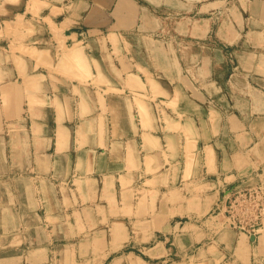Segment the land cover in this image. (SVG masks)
I'll list each match as a JSON object with an SVG mask.
<instances>
[{
  "label": "crops",
  "instance_id": "1",
  "mask_svg": "<svg viewBox=\"0 0 264 264\" xmlns=\"http://www.w3.org/2000/svg\"><path fill=\"white\" fill-rule=\"evenodd\" d=\"M0 19V179L73 207L12 228L0 264H264V231L226 218L264 192V0H0Z\"/></svg>",
  "mask_w": 264,
  "mask_h": 264
},
{
  "label": "rangeland",
  "instance_id": "2",
  "mask_svg": "<svg viewBox=\"0 0 264 264\" xmlns=\"http://www.w3.org/2000/svg\"><path fill=\"white\" fill-rule=\"evenodd\" d=\"M3 19V18H2ZM2 19H0V26L3 25ZM38 48H43L42 45H36ZM12 51H16L14 48ZM28 53L26 50H23ZM54 64L57 67H63L62 72L68 77L74 79L76 75L85 73L86 60L79 58L76 49H72L71 46L64 47L57 55H53ZM186 106H188L186 104ZM188 107H191L189 105ZM154 116L156 118L158 126L168 123L170 120V113L168 109L159 101L154 103ZM198 112V111H197ZM203 116L202 111L195 114V117L201 119ZM181 117V116H180ZM175 118V117H174ZM172 120L178 121L179 118ZM199 124V120L195 119ZM201 125V120H200ZM179 126V125H178ZM26 171L17 172V174H6L0 179V237L2 236V248L0 250L9 252L11 248L7 246L17 232H12L11 229L19 227L23 234L36 235L33 232L35 226L43 223H57L58 212L61 206L67 207L71 211L73 208L69 200L64 204L60 203L58 189L53 186L35 183L34 185L27 181ZM67 204V205H66ZM61 207V209L63 208ZM65 209V208H64ZM13 210V215H11ZM51 212L50 216H46V213ZM54 213V215H52ZM63 219L67 222L73 220L70 213L67 216L62 215ZM24 231V232H23ZM245 233V232H244ZM52 238L56 236L51 233Z\"/></svg>",
  "mask_w": 264,
  "mask_h": 264
},
{
  "label": "built area",
  "instance_id": "3",
  "mask_svg": "<svg viewBox=\"0 0 264 264\" xmlns=\"http://www.w3.org/2000/svg\"><path fill=\"white\" fill-rule=\"evenodd\" d=\"M226 218L229 225L248 235L264 231V192L250 188L234 192L227 205Z\"/></svg>",
  "mask_w": 264,
  "mask_h": 264
},
{
  "label": "water",
  "instance_id": "4",
  "mask_svg": "<svg viewBox=\"0 0 264 264\" xmlns=\"http://www.w3.org/2000/svg\"><path fill=\"white\" fill-rule=\"evenodd\" d=\"M256 238V236L255 235H253V239H255Z\"/></svg>",
  "mask_w": 264,
  "mask_h": 264
}]
</instances>
